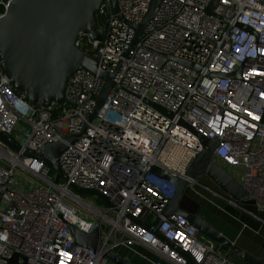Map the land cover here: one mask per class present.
<instances>
[{"label": "built area", "instance_id": "built-area-1", "mask_svg": "<svg viewBox=\"0 0 264 264\" xmlns=\"http://www.w3.org/2000/svg\"><path fill=\"white\" fill-rule=\"evenodd\" d=\"M150 1L118 0L120 13L138 24ZM211 1L161 0L133 43L134 30L112 0H101L103 39L83 32L76 41L101 70L114 74V86L92 120L105 83L98 74L80 66L67 80L65 102L43 107L13 88L0 58V132L20 146L16 150L0 138V264H10L15 254L17 264H109L106 253L120 247L152 264H189L182 252L197 264H236L186 217H163L175 187L151 168L185 177L203 149L191 129L219 140L214 160L248 190L252 209L224 200L259 222L251 230L262 233L264 0H218L210 15ZM238 71L240 77L212 75ZM70 136L79 137L58 156L63 177L56 184L52 168L25 151ZM73 185L98 191L112 207L89 202ZM199 187L218 195L190 180L188 188L201 195ZM159 217L162 238L142 225ZM70 226L86 234L103 226L98 248L78 244Z\"/></svg>", "mask_w": 264, "mask_h": 264}, {"label": "water", "instance_id": "water-1", "mask_svg": "<svg viewBox=\"0 0 264 264\" xmlns=\"http://www.w3.org/2000/svg\"><path fill=\"white\" fill-rule=\"evenodd\" d=\"M6 5L4 15L0 18V58L3 70L13 88L25 95L34 105L49 107L53 102H65V88L68 78L80 66L98 74L105 80L101 94L96 99L94 111L90 120L97 116L107 96L114 86V74L99 68L96 59L77 46L76 41L83 32H88L93 40H102L103 34L96 29V15L101 0H0ZM161 0H151L148 12L138 23L127 21L120 13L118 0H112L114 10L134 30L133 43L143 34L151 16ZM218 0H212L207 13L213 15ZM221 77H240V72L232 74H212ZM151 106L161 114L173 118L174 113L154 103ZM181 124L187 125L184 121ZM190 128V127H189ZM191 129V128H190ZM200 139L203 146L185 174V177H175L160 167H152L151 171L161 178L173 183L175 193L166 207L163 217L179 214L188 219L191 225L206 238L234 252L246 264H264V256L259 257L241 248L225 234L217 230L202 215L194 214L181 207L180 203L186 193L191 179L196 180L201 175L208 176L224 193L234 201L244 202L250 199V194L243 185L227 170L220 166L213 157L214 150L219 145L218 139H211L195 129H191ZM79 136L66 137L65 141L47 143L38 151L26 150L25 154L43 160L55 172L54 182L58 184L62 177V169L58 162L59 154L65 149L67 142H72ZM0 138L11 147L20 150V146L8 135L0 132ZM122 161L129 163L126 158ZM141 169L139 165H134ZM3 186L0 185V191ZM75 192L88 193L97 196L105 205L112 207L107 197L94 190H84L75 185ZM163 221L159 217L153 225L142 223L147 229L162 238L159 227ZM78 244L96 250L99 246V236L103 226L94 233L86 234L75 226H70ZM189 264H197L194 258L182 252ZM106 257L115 264H133L128 257L117 251H108ZM17 264V254L10 260Z\"/></svg>", "mask_w": 264, "mask_h": 264}, {"label": "rangeland", "instance_id": "rangeland-1", "mask_svg": "<svg viewBox=\"0 0 264 264\" xmlns=\"http://www.w3.org/2000/svg\"><path fill=\"white\" fill-rule=\"evenodd\" d=\"M98 30L103 33L105 31V27L103 25H98ZM22 124L20 125L21 128ZM19 130V129H18ZM18 131H16V134ZM197 181L199 184L203 186H207L218 193L216 195L211 190L206 188H195L201 195L202 199L206 200L208 207H205L203 209L202 216L209 221L217 230H223L227 232L228 236L231 238H235V242L243 249H247L249 251H252L254 254H259L263 251L261 247V239L264 237V228L262 229V233L257 234L253 230L248 229L245 227V225L240 224L236 222L235 220H232L231 216H229L226 212L227 205H231L226 199L231 198L229 195L224 193L208 176L201 175L197 177ZM84 199L88 200L91 203H95L99 206L105 205L97 196L88 194V193H79ZM240 205H242L244 202L238 201ZM233 206V205H231ZM236 209L242 210L239 207H235ZM222 210H220V209ZM229 221L232 222L233 229H227L225 228V224L229 223ZM238 240V241H237ZM129 250V249H128ZM133 255L137 256L138 254L134 253L133 251L129 250ZM226 255L235 263L237 264H244L243 260H241L238 255H236L234 252H230V255L226 253ZM139 256V255H138ZM109 264H115L113 261H110Z\"/></svg>", "mask_w": 264, "mask_h": 264}, {"label": "trees", "instance_id": "trees-1", "mask_svg": "<svg viewBox=\"0 0 264 264\" xmlns=\"http://www.w3.org/2000/svg\"><path fill=\"white\" fill-rule=\"evenodd\" d=\"M4 11H5V7L3 5H0V13H2ZM96 21H97L96 22V29H98V25H103V26L105 25V19L103 16H99L97 14L96 15ZM248 203H249V201H244V203L242 205L248 207L249 209H252V207L248 206ZM180 205L182 208L188 210L189 212L194 213V214H199V215H202L203 209L205 207H208L206 200L202 199V197L199 194L195 193L192 189H189V188L187 189L186 193L184 194ZM218 209H220V208H218ZM220 210H222V209H220ZM226 212L229 216H231V218H233L232 220H235L236 222H238L240 224L247 225L248 229L258 230L260 228V223L257 222L254 218H252L249 214H247L243 210H239V209L234 208L231 205H227ZM224 227L227 229H233L234 226L232 225V222L229 221V223H226ZM219 231L222 232L223 234H225L227 237H229L232 241L235 240V238H231L230 236H228L227 232H225L223 230H219ZM260 243H261V247H262L263 251L260 252L258 255L261 256L264 254V237L261 239ZM220 248L223 249L224 251H230L229 249H227L223 246H220ZM247 251H249V250H247ZM249 252L254 254L252 251H249ZM244 264H246V263H244Z\"/></svg>", "mask_w": 264, "mask_h": 264}, {"label": "crops", "instance_id": "crops-1", "mask_svg": "<svg viewBox=\"0 0 264 264\" xmlns=\"http://www.w3.org/2000/svg\"><path fill=\"white\" fill-rule=\"evenodd\" d=\"M233 241H235V240H233ZM222 250V252L224 253V254H229L230 255V252L231 251H224L223 249H221ZM140 251L141 252H143L144 254H146L147 256H148V258H150V259H156V257H155V255H153L152 253H150L149 251H147V250H145L144 248H141L140 247ZM117 252L120 254V255H122V256H124V257H128L130 260H131V262L133 263V264H152V263H150L148 260H146V259H144V258H142V257H140V256H135V255H133L126 247H120V248H118L117 249ZM254 255H256V256H259V257H262V256H264V254L263 255H258V254H254ZM233 260V259H232ZM235 262V261H234ZM237 264V263H236Z\"/></svg>", "mask_w": 264, "mask_h": 264}]
</instances>
